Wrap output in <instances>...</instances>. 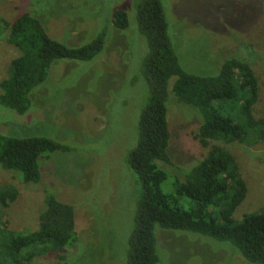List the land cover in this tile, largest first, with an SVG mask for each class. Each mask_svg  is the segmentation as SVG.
I'll list each match as a JSON object with an SVG mask.
<instances>
[{
    "label": "rangeland",
    "instance_id": "1",
    "mask_svg": "<svg viewBox=\"0 0 264 264\" xmlns=\"http://www.w3.org/2000/svg\"><path fill=\"white\" fill-rule=\"evenodd\" d=\"M139 0H0V83L21 52L8 43V29L24 14L41 21L49 36L67 47L90 43L106 32L104 50L89 62L57 60L47 80L32 94L24 115L0 103V136L45 137L68 147L39 161L41 179L24 183L15 171L0 166L2 191H17L7 208L0 205V264L11 263L4 250L16 234L39 227L49 196L74 208L77 244L64 260L38 256L33 264H127L129 239L142 193L127 158L137 146L141 112L149 98L143 75L148 43L137 23ZM169 36L182 68L194 75H218L224 62L248 63L259 83L257 118L264 110V0H162ZM127 13L129 26H113L116 11ZM167 102L172 166L162 188L174 193L210 148L195 134L199 112L173 95ZM1 95V89H0ZM233 154L247 184V196L234 213H264V142L256 145L212 142ZM211 144V145H212ZM183 205L188 208V201ZM2 251V252H1ZM159 264H252L228 242L183 230L157 229Z\"/></svg>",
    "mask_w": 264,
    "mask_h": 264
},
{
    "label": "trees",
    "instance_id": "2",
    "mask_svg": "<svg viewBox=\"0 0 264 264\" xmlns=\"http://www.w3.org/2000/svg\"><path fill=\"white\" fill-rule=\"evenodd\" d=\"M136 18L149 49L142 69L149 98L141 112L137 146L127 158L142 186L127 264H159L157 229L183 230L228 242L249 263L264 264V213L234 220L235 211L246 199L247 184L235 156L212 144L264 142V110L259 118L254 111L260 92L255 72L248 63L229 59L218 75L190 74L180 65L173 48L162 0H139ZM112 23L119 30L127 29V13L116 11ZM3 24L9 31L8 43L21 56L12 61L8 78L0 83V103L18 115L29 111L32 92L47 80L55 61L89 62L105 46L103 32L81 47H67L53 40L41 21L29 14ZM172 79L173 95L199 112L201 125L194 137L210 151L183 182L177 179L174 193L168 194L162 188L168 174L161 164H174L167 152L171 138L167 102ZM69 150L45 137L0 136V166L20 174L24 183H38L40 159ZM2 192L0 205L7 208L16 200L17 191ZM45 203L38 229L16 234L2 250L12 258L10 264H33L36 257L48 254L64 260L77 244L74 208L54 196L47 197ZM7 230L0 227V233Z\"/></svg>",
    "mask_w": 264,
    "mask_h": 264
}]
</instances>
